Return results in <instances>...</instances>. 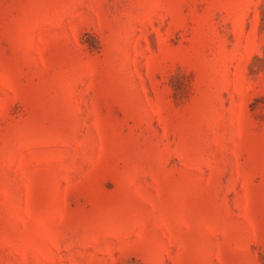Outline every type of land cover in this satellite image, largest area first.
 <instances>
[{
  "label": "rangeland",
  "instance_id": "374dc122",
  "mask_svg": "<svg viewBox=\"0 0 264 264\" xmlns=\"http://www.w3.org/2000/svg\"><path fill=\"white\" fill-rule=\"evenodd\" d=\"M0 264H264V0H0Z\"/></svg>",
  "mask_w": 264,
  "mask_h": 264
}]
</instances>
